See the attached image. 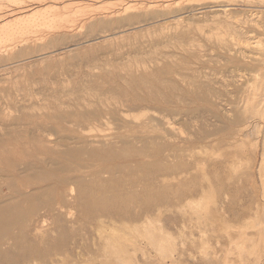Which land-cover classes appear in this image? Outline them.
I'll return each instance as SVG.
<instances>
[{"label":"rangeland","instance_id":"obj_1","mask_svg":"<svg viewBox=\"0 0 264 264\" xmlns=\"http://www.w3.org/2000/svg\"><path fill=\"white\" fill-rule=\"evenodd\" d=\"M0 31V204L17 205L22 213L21 225L1 235L0 264H169L172 255L176 264H252L257 254L264 264V235H258L259 228L264 231V158L257 171L264 153V125L239 139L244 143L237 151L243 163L233 179L226 168H212L231 151L226 148L233 138L228 124L244 109L251 107L248 112L254 113L256 104L251 101L256 103L259 95L264 98V0H0ZM162 63L177 68L170 75L171 84L158 86L160 96L176 95L166 103L163 115L156 112V96L139 85L129 86L126 79L130 71L137 76ZM100 94L110 103L108 121L78 133L80 117L100 101ZM262 99L255 113L264 108ZM162 116L165 121L157 119ZM74 123L77 128L72 132ZM155 130L176 139L216 133L212 137L220 142L213 151L194 146L199 169L193 170L196 178L191 184L171 179L155 184L146 169L117 172L113 178H121L125 186H143V197L131 201L120 191L115 196L94 193L78 204L90 210L115 206L130 210L133 217L136 209L156 204L154 192L164 189L160 198L165 205L159 214L109 223L105 212V224L99 227L97 217L82 214L78 207L48 213L45 204L53 208L56 191L63 193L52 182L24 190L31 202L15 192L40 174V166L63 176L77 169L85 184L97 173L105 187H111V170L123 171L122 166L133 161L119 155L120 146L126 142L139 148L138 138L150 139ZM41 136L51 142L49 154L37 146ZM78 137L96 141L106 137L118 155L90 157L78 150ZM210 152L216 153L210 158ZM10 160L23 171L18 169L22 175L15 181L9 180ZM153 160L148 156L143 163ZM29 165L34 169L25 172ZM199 166L206 167L204 172ZM203 175L209 183L201 182ZM45 184L55 190L47 196L33 190ZM185 189L197 193L186 202L173 197V190ZM73 191L63 198L69 199L67 204L75 202L77 187ZM31 203L41 204L30 211ZM260 222L263 226L257 227Z\"/></svg>","mask_w":264,"mask_h":264},{"label":"bare ground","instance_id":"obj_2","mask_svg":"<svg viewBox=\"0 0 264 264\" xmlns=\"http://www.w3.org/2000/svg\"><path fill=\"white\" fill-rule=\"evenodd\" d=\"M70 1V0H69ZM47 7V6H46ZM52 7V6H51ZM146 8V7H145ZM37 9V8H36ZM41 9V8H40ZM52 9V8H51ZM36 11V10H35ZM34 12V11H33ZM39 12V11H37ZM42 12V11H41ZM223 12V11H222ZM20 13V12H19ZM23 13V12H22ZM32 13V12H31ZM21 14V13H20ZM24 14V13H23ZM28 14V13H27ZM30 14V13H29ZM33 14V13H32ZM26 15V14H25ZM31 15V14H30ZM34 15H35V12H34ZM37 15V13H36ZM19 16V15H18ZM9 18H13L16 17L15 14H10V16H8ZM17 18V17H16ZM27 18V17H26ZM8 19V18H7ZM21 19V18H20ZM30 19V18H29ZM10 20V19H9ZM6 22V21H5ZM4 23V22H3ZM7 23V22H6ZM20 23V22H18ZM14 25V24H13ZM9 27V25H8ZM3 29V28H2ZM1 29V31H2ZM0 31V32H1ZM126 31V30H124ZM3 32V31H2ZM122 32V31H121ZM120 32V33H121ZM122 34V33H121ZM181 34V33H180ZM114 34L112 33V36ZM118 35V34H117ZM76 43V42H75ZM78 43V42H77ZM185 43V42H184ZM261 43V42H260ZM253 44V43H252ZM258 44V43H257ZM77 44H74V45H71L72 47L73 46H76ZM182 45L180 44V47ZM184 46V44H183ZM70 46H68L69 48ZM261 47V46H260ZM185 48V47H184ZM187 48V47H186ZM60 49V48H59ZM182 50V48H181ZM189 50V49H188ZM57 51V50H56ZM63 51V49H62ZM186 51V50H185ZM196 51V50H195ZM65 52V51H64ZM177 52V51H176ZM263 53V52H262ZM250 54V53H249ZM180 56V55H179ZM249 56V55H248ZM241 59V58H240ZM243 59V58H242ZM195 60V59H194ZM203 60V59H202ZM262 60V59H261ZM199 61V60H198ZM244 61V60H243ZM258 61V60H257ZM255 62V61H254ZM261 63H259L260 65ZM158 65V64H157ZM262 65V64H261ZM173 66V67H172ZM263 66V65H262ZM180 67V66H178ZM174 69H177L175 68V66L173 64L171 65H168L167 63H165L159 67L156 66L154 67V70L152 72H145L143 71V73L139 74V75H133L132 73H128L127 75V82L129 83V86H133V85H139L141 86L142 88H146L148 90V92L151 93V95L153 97L156 96V99L155 100L156 104V112L157 114H161L163 115L165 113L166 110V103H169V101L173 100L176 95L172 92H162L161 93V96H160V91L158 89V86H160L162 83L163 84H166V83H169L171 84L172 82L170 80H172V78H170V75L174 72ZM262 70V69H261ZM128 72V71H127ZM142 72V71H141ZM176 74V73H175ZM189 75V74H188ZM121 76V75H120ZM165 76V77H164ZM168 76V78L166 77ZM118 77V76H117ZM173 77V76H171ZM247 78V77H246ZM250 78V77H249ZM124 79V78H122ZM125 80V79H124ZM253 80V79H252ZM122 81V80H121ZM257 82V80H256ZM262 82V81H261ZM260 82V84H261ZM162 84V86H164ZM177 84V83H176ZM175 84V86H176ZM259 84V85H260ZM115 85V84H114ZM174 85V84H173ZM202 86V85H201ZM264 86V85H262ZM155 87H157L155 89ZM171 88V87H170ZM264 88V87H263ZM98 90V89H97ZM110 90V89H109ZM168 90V88H167ZM170 90V89H169ZM168 90V91H169ZM174 90V89H173ZM176 92V91H175ZM104 93V92H103ZM149 93V94H150ZM246 93V92H245ZM75 94V93H74ZM102 94V93H101ZM100 94V96H101ZM113 94V93H112ZM83 95V94H82ZM111 95V94H109ZM186 96L188 95L187 93L185 94ZM256 95V94H254ZM86 96V94H85ZM98 96V99L97 100H100L98 101L97 104L93 105L91 104L90 105V109L89 111H86L85 109V113L84 111L81 112V113H84L82 115L81 120L79 122V125H77L79 127V129L77 130L78 133H81L82 131L84 132L85 130H91L93 127H96L97 124L103 122L104 120H107L106 118V115H108L110 112H109V109L108 107V103L106 100L102 101L100 98H102V96L100 97ZM105 96V95H104ZM10 97V96H9ZM247 97V96H246ZM251 97V96H250ZM78 98V97H77ZM178 98V97H177ZM243 98V97H242ZM249 98V97H248ZM251 98H254L255 97H251ZM257 98V97H256ZM261 98V96L259 95V97L256 99V103L251 101V103H254L256 104V107L257 106H261V103L259 99ZM107 99V98H106ZM110 99V98H109ZM108 99V101H110ZM116 99V98H115ZM138 99V98H137ZM264 99V98H263ZM262 99V100H263ZM79 100V99H78ZM112 100V99H111ZM253 100V99H252ZM259 101V103L257 102ZM112 102V101H111ZM122 102V101H121ZM150 102V101H149ZM152 102V101H151ZM262 102V101H261ZM264 102V101H263ZM262 102V104H263ZM124 103V102H122ZM250 105L252 106L253 104ZM50 104V103H49ZM64 104V103H63ZM85 104V103H84ZM121 104V103H120ZM244 104V103H243ZM79 105V104H78ZM106 105L108 107H106ZM245 106H248V104H244ZM58 106V105H57ZM120 106V105H119ZM118 106V107H119ZM169 106V105H167ZM56 107V106H55ZM87 107V106H86ZM253 107V106H252ZM255 109H258L256 108ZM264 107V105H263ZM58 108V107H57ZM57 108H53L57 111ZM60 108V107H59ZM141 108V106L139 107ZM243 108V106H242ZM248 108V107H247ZM260 108V107H259ZM62 109V108H61ZM248 109H251V107H249ZM248 109H244V111H238L239 113L237 114L236 116V121L232 124H228L227 126V133L229 135V137H233L232 138V143H231V140L229 142V144L227 145L228 147H226L228 150L230 149V153H228V157L225 159H222L221 162H218V163H212L213 165V169H215L216 167L220 166V167H224L228 170V174L230 176V178L232 177L233 179V176L238 174L236 173L237 172V169L239 167V164H242L243 162V159L241 157L240 154L237 153L238 151V148H243L244 147V143L242 141H240V143H238L239 139H241L242 137H247L248 133H252L253 131H256L258 128H255L256 126H260L261 125H264V113L261 112V110L263 111L262 107L259 109L260 111H257V113H255V109L252 108V110L254 111V113L252 112H248L249 110ZM119 110V109H118ZM241 110V108L239 109ZM251 110V111H252ZM116 111V110H115ZM122 111V110H121ZM63 112V111H62ZM65 112V111H64ZM211 112V111H210ZM237 112V111H236ZM261 112V113H259ZM57 114L59 112H56ZM55 113V114H56ZM122 112H120V115ZM124 113V112H123ZM251 113V114H250ZM66 114V113H65ZM69 114V113H68ZM80 114V113H79ZM113 114V113H112ZM118 114V113H117ZM126 114V113H125ZM124 114V115H125ZM60 115V114H59ZM58 115V116H59ZM119 115V116H120ZM64 116V115H63ZM76 116V115H75ZM80 116V115H79ZM77 115V119L79 117ZM257 116H259V118H257ZM62 117V116H60ZM70 118V116L67 115V118ZM125 117V116H124ZM128 117V116H127ZM132 117V116H131ZM155 117V116H154ZM64 118V117H63ZM150 118V117H149ZM157 118V117H156ZM168 118V117H167ZM166 118V120H167ZM54 119V118H53ZM60 119V118H59ZM71 119V118H70ZM69 119V120H70ZM72 119L74 120V117H72ZM119 119V118H118ZM123 119V118H122ZM136 120H139L137 117H135ZM157 119L162 120V121H165V118L162 116L161 118L158 117ZM64 120V119H63ZM62 120V121H63ZM66 120V118H65ZM64 120V121H65ZM235 120V119H234ZM9 121V120H8ZM62 121H60L62 123ZM72 121V120H71ZM78 121V120H76ZM74 120V122H76ZM108 121V120H107ZM158 121V120H157ZM168 123L167 125H171V123H169V120H167ZM68 122V120H66V123ZM142 122V121H141ZM59 123V124H61ZM70 124H73V122H69ZM152 123V122H151ZM231 123V122H230ZM68 124V123H67ZM75 124V123H74ZM77 124V123H76ZM75 125H73V128L75 130ZM145 124V123H144ZM173 124V123H172ZM148 125V124H147ZM152 125V124H151ZM166 125V124H165ZM69 126V125H68ZM71 126V125H70ZM69 126V127H70ZM76 126V128H77ZM139 127L142 128V125L139 123V125H137ZM146 126V124H145ZM171 127V126H170ZM262 127V126H261ZM3 128V127H2ZM145 128V127H144ZM226 128V127H225ZM153 129V128H152ZM256 129V130H254ZM39 130V129H38ZM72 130V132L74 131ZM144 130V129H143ZM165 130V129H164ZM259 130V129H258ZM257 130V131H258ZM261 130V128H260ZM264 131V128L262 129ZM42 131V130H41ZM69 131V130H68ZM252 131V132H251ZM75 132V131H74ZM146 132V131H145ZM171 132V131H170ZM173 132V131H172ZM12 133V132H11ZM70 133V132H69ZM144 133V132H143ZM167 133V132H166ZM162 132H158L155 130V135H154V132H153V135L154 137H150V139H141L143 138L142 136L139 137L138 141L139 143H141V147L137 148L135 145L131 144V143H126L124 142L122 146H120L121 148L118 150L115 149V147L110 143L109 140H107V138L105 137L104 139L105 140H100V141H96V140H87V139H84V138H80L78 137V146L80 149V151H84L86 152L87 154H89L90 157H93V158H96V157H100V156H111L112 154H117V151H119V155L121 156H128V158L131 157V159L133 160L132 162L128 163V164H124L122 167L125 168V170L122 171V168L121 170L119 171H115V170H111V187H108L106 188L105 185L101 182L100 178H99V174L97 173H92V177L90 179V184H85L83 183L84 179L81 177V175L84 177V175L81 173L78 174L77 172V169L76 170H73L71 172H69L67 169L65 175H59L57 172H53L52 170L51 171H47L45 169V166H40V168L42 170H39V173L40 174H37V176L32 180H29V182H24L22 183L21 185L23 187H18L17 190L15 191L16 193H18L19 197H22L23 196V200L26 202H31V197L28 196V195H24V190H27V189H30V187L32 185H38V183H44V182H52L56 185L57 189H61L63 190V193L62 195H60L59 193H57L56 191V204L55 206L52 208V207H48L47 204H45L44 207L47 208V212L48 213H53V212H62L63 209L67 210L68 212L69 211H73L75 210V208L78 207V209L81 211L82 214H85L87 215L88 217L90 218H94V217H97V225L99 227L103 226V224H105V222L102 220L105 216H106V213H107V216L109 215V223H112L114 222L116 219H119V220H125L126 219H135V218H138L139 216L141 215H148V214H152L154 212H156L157 214H159V212L162 210V208L164 207V203H163V199L160 198V196H162V193H164V189L161 190V191H157L158 193L156 192H152L154 195H157L156 198H157V203L156 204H151L150 205H146L145 208L143 209V207H140L138 209H136V211L134 212L135 215L132 217L131 216V211L130 210H127V209H122V208H118V207H109V208H100V209H96V210H90V209H87L88 207H80V205L78 204V201H80L82 198L85 197V199L88 197V195H93L94 193H96L97 195L99 194H104V195H110L112 196V194H116L115 192L116 191H120L121 193H123L124 195V200H135V199H138L139 197L142 198L143 197V186L139 189H136L137 186H135V183H132L127 186H125V184H123V180L120 181V176L119 178L120 179H115L113 178L114 177V174L117 172L121 174H132L133 172L135 171H138V170H143V169H146L147 171H149L151 173V179L152 181L155 183V184H159V183H162L164 182L166 179H171V180H174V181H179V182H188L189 184L193 183L196 176L195 174L193 173V170L195 171L196 169L198 170L199 168H197L198 164L196 163L195 159H194V155L192 154V149L194 148L195 145H203L204 148L208 149L209 147H211L212 149V146H215L216 144H219L220 140H218V138H213L212 136H215V134H209V135H206L204 136L202 139H194V137H192L191 135L187 138H183V139H176V138H173L172 136L168 135ZM249 133V134H250ZM47 134V133H46ZM45 134V135H46ZM134 134V133H133ZM174 134V133H173ZM42 135V134H41ZM144 135V134H143ZM257 135V134H256ZM47 136V135H46ZM49 136V135H48ZM260 136V135H259ZM263 136V135H262ZM45 137V136H44ZM37 137V141L39 143V149L40 148H43L41 149L40 151L44 150V153L46 154H49L50 151V147H47L49 145V142L48 139H46V137ZM134 137V136H133ZM253 137V136H252ZM76 138V137H74ZM255 138V137H254ZM258 138V137H257ZM263 138V137H262ZM231 139V138H230ZM131 140V139H130ZM134 140H137L134 138ZM257 140V139H256ZM3 141V140H2ZM1 141V142H2ZM133 141V140H132ZM114 142V141H113ZM130 142V141H129ZM134 142V141H133ZM222 142V141H221ZM263 143V142H262ZM70 144V143H69ZM127 144V145H126ZM55 145H57L55 143ZM64 145V144H63ZM257 145V144H256ZM8 146V145H7ZM140 146V145H139ZM217 146V145H216ZM119 147V146H117ZM4 148V147H3ZM57 148V147H55ZM38 149V150H39ZM49 149V150H48ZM54 149V148H53ZM52 149V150H53ZM59 149V147H58ZM67 149V148H66ZM210 149V148H209ZM256 149V148H255ZM3 150V149H2ZM55 150V149H54ZM53 150V152H54ZM57 150V149H56ZM60 150V149H59ZM6 151V150H5ZM58 151V150H57ZM65 151V150H63ZM62 151V154H64ZM184 151H187V154L185 155H181V153H183ZM210 151V150H209ZM213 151V149H212ZM215 151V150H214ZM263 151V150H262ZM4 152V151H3ZM43 152V151H42ZM68 152V150H67ZM72 152V153H71ZM70 154L71 156H75V151H71ZM78 152V151H77ZM242 152V151H241ZM264 152V151H263ZM6 153V152H5ZM55 153V152H54ZM53 153V154H54ZM60 153V151H59ZM66 153V152H65ZM186 153V152H185ZM216 153V152H215ZM214 152H210V154L207 155V157H210L211 158V155L213 156L215 154ZM57 154V153H55ZM67 154V153H66ZM69 154V155H70ZM3 155V154H2ZM65 155V154H64ZM145 155H148L149 157H154L155 160H153L152 162L153 163H143V158H147L148 156H145ZM63 156V155H62ZM116 156V155H115ZM135 156V157H134ZM194 156V157H193ZM217 157H222V155H216ZM49 158L52 157V156H48ZM54 159L53 161L55 160V155L53 156ZM52 157V158H53ZM57 157V156H56ZM118 157V156H117ZM134 159H133V158ZM137 157H140V158H137ZM143 157V158H142ZM59 158V157H58ZM79 158V157H78ZM92 158V159H93ZM224 158V157H223ZM257 158V157H256ZM263 158H264V153H262V160H261V163H259V166H258V170L260 172V170H262L261 166L262 165V162H263ZM51 159V158H50ZM218 159V158H217ZM11 161V160H10ZM155 161V162H154ZM209 161V160H208ZM216 161V160H215ZM210 162V161H209ZM8 163V162H7ZM248 163V162H247ZM42 164V163H41ZM201 164V163H200ZM204 164V163H203ZM249 164V163H248ZM21 165V164H19ZM206 165V164H204ZM12 167L13 168V171L11 173V178H9V180H13L15 181V179L17 178H21L20 174L18 171L22 169L18 168L17 169V164L16 162L14 163L13 161H11L9 167ZM143 166H145V168H143ZM197 166V167H196ZM39 167V166H38ZM119 167V166H117ZM200 167V166H199ZM202 167V166H201ZM200 167V170L202 169H205L206 167L202 168L201 169ZM11 168V170H12ZM32 168L34 169V166L30 167H26L25 168V172L28 171V170H32ZM24 169V168H23ZM120 169V168H119ZM110 171V170H109ZM206 171V170H205ZM23 172V171H22ZM24 172V173H25ZM38 172V171H37ZM99 172V171H98ZM202 172H204L202 170ZM202 172H200L202 174ZM227 172V171H226ZM23 173V174H24ZM64 173V172H63ZM206 173V172H205ZM222 173V172H221ZM207 174V173H206ZM205 174V175H206ZM227 174V175H228ZM22 175V174H21ZM101 175V174H100ZM203 175L201 177V182L207 180L206 176ZM8 176V175H7ZM25 176V175H24ZM31 176V175H30ZM208 176V175H207ZM228 176V177H229ZM124 177V175L122 176V178ZM227 177V178H228ZM150 178V177H149ZM110 180V179H109ZM189 180V181H188ZM23 181V180H22ZM32 181V182H31ZM208 181V180H207ZM8 182V180H7ZM31 182V183H30ZM88 182V181H87ZM139 182H142V181H139ZM167 182V181H166ZM202 182V183H203ZM207 183V182H206ZM209 183V181H208ZM17 184V183H16ZM53 184V185H54ZM20 185V186H21ZM46 185V186H45ZM45 185H41L40 187H36V188H33V190H38L39 192H41L43 195L47 196L49 193L51 194L55 188H51L50 184H45ZM54 185V186H55ZM104 185V186H103ZM203 185V184H202ZM19 186V185H18ZM53 186V187H54ZM141 186V185H140ZM11 187V186H10ZM9 187V188H10ZM75 187H77V195L76 197H74V203L72 204H67V202L69 201V199H66V201H64L63 198L66 197V193L67 194H71L72 195V192L73 189ZM2 188V187H1ZM32 188V187H31ZM200 188H201V185H200ZM7 189V188H6ZM147 189V188H146ZM148 191V190H147ZM173 197L175 199H177L178 201H189V199L191 200L193 198L194 195H196V190L193 189V190H173ZM202 191L203 189L201 188V194H202ZM65 192V194H64ZM8 193V192H7ZM12 193V192H11ZM28 193V192H27ZM151 193V192H150ZM26 194V193H25ZM76 194V193H75ZM115 196V195H114ZM126 196V197H125ZM128 196V197H127ZM35 198V197H34ZM130 198V199H128ZM22 199V198H21ZM47 199H50L47 198ZM54 199V198H53ZM1 200V199H0ZM20 200V199H19ZM35 200V199H34ZM39 200V199H38ZM51 200V199H50ZM49 200V201H50ZM72 200V199H71ZM36 202V201H35ZM145 202V201H144ZM174 202V201H173ZM177 201H175V203L173 204H177L176 203ZM172 203V202H171ZM11 204V202H10ZM32 205L30 206V211H33V208L38 207L41 203H31ZM44 204V203H43ZM13 205V204H12ZM10 206V205H1L0 204V239L1 238V235L2 233L5 232L6 234V231L8 232V229L15 225V226H18V225H21L20 222H19V216L22 214L19 207L17 205L15 206ZM168 206V205H167ZM183 206V205H182ZM120 207V206H119ZM170 207H173L172 204ZM22 208V207H21ZM179 209V208H177ZM106 212V213H105ZM257 212V211H256ZM255 212V213H256ZM155 213V214H156ZM60 214V213H59ZM257 215V214H256ZM149 216V215H148ZM115 217V218H114ZM19 219V220H18ZM96 221V220H95ZM130 221V220H129ZM131 222V221H130ZM197 222V221H196ZM200 223V222H199ZM36 225V224H35ZM96 225V226H97ZM261 225L263 226V224H261V222L259 224H257V227H261ZM90 227V226H89ZM183 227V226H182ZM12 229V228H11ZM264 229V228H263ZM39 231V230H38ZM258 235L259 236H263L264 235V231L261 230L259 228V231H258ZM4 237V236H3ZM5 238V237H4ZM3 238V239H4ZM262 240V238H260ZM6 240V239H5ZM180 256V255H179ZM169 258V264H176L177 261H176V257L174 258L173 255L168 257ZM181 258V256H180ZM212 258V257H211ZM214 258H215V255H214ZM251 260V259H250ZM212 261V260H211ZM252 261V264H260V259L258 257V254L256 256L253 257V259L251 260ZM251 261H249V263H251ZM27 262L23 263V264H26ZM166 264V263H165ZM246 264V263H244Z\"/></svg>","mask_w":264,"mask_h":264}]
</instances>
